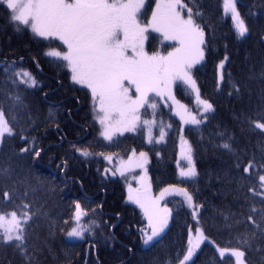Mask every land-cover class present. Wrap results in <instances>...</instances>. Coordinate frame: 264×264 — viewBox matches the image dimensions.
Instances as JSON below:
<instances>
[{"label":"trees","instance_id":"1","mask_svg":"<svg viewBox=\"0 0 264 264\" xmlns=\"http://www.w3.org/2000/svg\"><path fill=\"white\" fill-rule=\"evenodd\" d=\"M188 2L202 12L198 22L205 31V56L191 73L200 97L213 104L214 112L208 114L205 124L185 126L182 132L181 123L169 107L154 99L158 103L151 144L147 142L142 126L135 133L118 135L112 142L103 141L93 119L90 94L86 89L72 86L60 62L44 55L48 48L62 46L57 41L34 38L30 32H17L0 11V78H3V67L13 62L17 69L22 67L36 78V87L24 92V102L29 106L35 124L28 120L27 111L9 112L10 102L3 106L9 119L16 116V132L19 133L21 127L28 129L29 139L36 137V150L41 151L40 157H35L34 151L20 153V147L27 145L19 136L5 137L0 143V173L10 166L12 177L7 184L0 183V210L15 208L18 214L28 211L22 208L23 199L33 210L42 206L41 212H47V217L37 215L29 228V243L39 244L43 249L39 254L40 264H165L187 247L189 228L194 232L196 220L185 202H180L174 210L158 243L142 246L143 216L126 202L123 181L106 174L107 164L100 153L113 154L118 160L126 158L131 151L147 153L153 192L158 193L169 185L187 188L194 201L203 205L199 210L201 226L216 246L241 247L235 234L252 228L246 221L231 231L223 226L221 211L230 216L231 223V213L239 214L245 195L257 202L260 198L252 197L247 191V187L252 186L251 181H246L245 189L236 191L237 185L225 175L229 169H233L234 174L235 157L217 145L231 135L233 139L228 142L242 157V164L253 156L259 159L264 154V135L241 125L237 119L241 112L255 109L264 94V78L261 77L264 47L260 42L264 35V0H236L238 11L250 30L241 38L236 35L231 17L224 12L223 0ZM154 3L155 0L146 1L143 20L150 18ZM145 48L148 53L161 51L165 54L171 50V44L161 42L158 34L149 33ZM225 56L228 59L220 69L219 64ZM220 75L223 80L218 83ZM241 82L246 86L237 94L232 85L239 86ZM175 95L190 111L199 115L200 107L183 86L175 87ZM4 99L0 94V101ZM141 111L144 113L142 119H153L151 108ZM161 128L165 136L157 144ZM220 132L224 135L217 134ZM181 135L192 148L199 173L195 180L183 181L178 176L176 160ZM73 145L87 148L93 155L85 159ZM252 172L255 176L256 169ZM26 187L35 191L23 198L20 194ZM5 189H14L11 202L3 200ZM75 202L87 209L83 223L87 225L94 221L99 227L94 228L93 235L85 233L84 239L70 241L66 236L73 225ZM256 206L260 207L259 203ZM235 219L243 221L245 217L237 215ZM257 247L264 249V241H256L252 250H246L248 264H264V250L256 251ZM193 259L195 264H234L230 256L221 259L215 247L207 242L200 245ZM0 264L23 262L13 247L0 244Z\"/></svg>","mask_w":264,"mask_h":264},{"label":"snow or ice","instance_id":"2","mask_svg":"<svg viewBox=\"0 0 264 264\" xmlns=\"http://www.w3.org/2000/svg\"><path fill=\"white\" fill-rule=\"evenodd\" d=\"M223 7L225 14L231 15L237 37L249 34L250 30L238 11L236 0H223ZM0 11L4 12L17 32H30L34 38L41 41H58L62 45V48H48L44 55L60 62L72 86H79L81 90L87 89L91 97L93 119L99 125L98 136L103 141L112 142L118 135L135 133L142 126L147 130L146 140L151 144L154 139L152 129L156 126L155 109L158 103L154 102V97H159L170 111L179 115L182 124L198 127L208 122V114L214 112L213 104L200 98L199 89L191 75L193 66L205 56V31L198 22L202 12L188 0H155V7L151 9V16L147 20L142 19L146 11L145 0H0ZM149 33L158 34L161 42H172L171 50L166 54L146 52L145 42L149 39ZM260 42L264 47V35H261ZM227 59L225 56L220 62V69L224 68V61ZM261 77L264 78V72ZM222 80L223 75H220L218 83ZM178 84L190 87L196 93L197 101L202 106L199 116L189 113L177 99L174 88ZM36 85L37 80L32 73L22 67L17 69L15 62L3 67L0 94H3L5 99L0 101V143L4 142L5 137L19 136L27 145L20 147V153L34 151V156L40 157L41 151L35 147L36 137L29 139L28 129L23 127L17 133L16 116L13 115L9 119L3 106L10 102L9 112L27 111L28 120L34 125L30 108L24 102V92L28 88H35ZM245 86L242 82L239 86L232 85L237 94ZM146 108L153 110V119H142L144 113L141 110ZM237 119L241 125H247L250 130H258L259 134L264 135V94L255 109L241 112ZM181 131L183 132V128ZM217 134L224 135L223 132ZM164 136L165 132L161 128L156 143H160ZM232 139L229 135L224 143L217 145L235 157L234 174L233 169H229L225 175L230 177V182L237 185V192L245 189L246 181H251L252 186L247 187V191L252 197L260 199L258 202L253 201L245 195V202L240 205L239 214L231 213V223L228 214L223 211L219 213L225 222L223 226L230 231L245 221L252 225V228L235 234V239L241 247H215L221 259L231 256L235 258V264H248L246 250H252L256 241H264V154L259 159L253 156L242 164V157L228 142ZM181 141L182 145L187 146L182 149L187 167H180L179 176L183 181L195 180L199 173L194 163L192 148L183 140V136ZM73 148L85 159L93 155L87 148L76 145H73ZM100 155L112 163V155ZM139 157L140 159H137L133 151L126 162H120V166L112 175L119 172L124 176L125 171L132 168H143L147 163V153L140 152ZM253 169H256L255 176ZM107 171L105 168V172ZM11 179L9 166L0 173V183L7 184ZM138 183L140 187L135 189L129 186L128 201L140 209L147 222L146 226L140 229L142 243L146 247L154 242L158 243V238L168 226L171 211L167 207L161 208L160 201L169 194H182L185 203L192 209L196 226L194 234L192 228H189L187 247L165 264H195L193 257L200 245L205 241L212 243L201 226L199 210L203 205L197 204L185 187L169 185L161 189L158 197H153L146 175L141 176ZM13 191L5 189L2 192L3 200L11 202ZM30 191L34 192L35 189L26 187L20 195L27 198ZM235 199L238 200L239 197ZM257 203L260 207L256 206ZM21 205L28 211L18 214L15 208L11 211L0 210V244L13 247L22 257L23 264H40L39 254L43 249L39 244L29 243V228L30 222L37 215L47 217V212H41L42 206L33 210L32 205L23 199ZM87 215V209L83 208L80 202H75L73 226L67 231L69 238L82 240L85 233L94 234V228L99 225L94 221L85 225L83 217ZM237 215L244 216L245 220L235 219ZM255 250L264 249L257 247Z\"/></svg>","mask_w":264,"mask_h":264},{"label":"rangeland","instance_id":"3","mask_svg":"<svg viewBox=\"0 0 264 264\" xmlns=\"http://www.w3.org/2000/svg\"><path fill=\"white\" fill-rule=\"evenodd\" d=\"M146 1H147V0H145V3H146ZM154 7H155V3H154L153 8H154ZM228 15L231 17L230 14H228ZM150 16H151V15H150ZM57 42H58V41H57ZM58 43H59V42H58ZM163 43H170V44L172 45V42H170V41H164ZM61 46H62V45H61ZM145 47H146V42H145ZM203 48H204V46H203ZM145 51H146V48H145ZM158 52H161V51H158ZM161 53H162V52H161ZM149 54H151V53H149ZM162 54H164V53H162ZM165 54H166V53H165ZM202 61H203V60H201L198 64H195V65L193 66V68L196 67V66H198L199 64H201ZM193 68H192V69H193ZM192 69H191V71H192ZM191 75H192V73H191ZM192 79H193V77H192ZM193 80H194V79H193ZM178 85L183 86V87L188 91V93L193 97L195 104H197V105L200 107V113H199V115H200L201 112H202V106H201V104L197 101L196 93H195L190 87H187V86H185V85H183V84H178ZM196 87H197V85H196ZM86 90H87V89H86ZM174 93H175V88H174ZM200 98H201V97H200ZM153 99H157V100L161 101V103L165 106L164 101H163V100H160L159 97H154ZM201 99H202V98H201ZM180 103L183 104L182 102H180ZM169 105H171V101H169ZM183 105H184V104H183ZM184 106H185V105H184ZM185 108L188 110L189 113H191V114H193V115H197V116H199L198 114H195L194 112L190 111L186 106H185ZM181 111H183V110H181ZM171 113H172V115H173V116H174V117H175V118L181 123V118H180V116L174 114L172 111H171ZM188 125H192V124H182V123H181L182 128H184L185 126H188ZM98 127H99V125H98ZM128 133H132V132H128ZM125 134H127V133H125ZM146 135H147V130H146ZM181 137H182V135L180 136L179 143H178L177 160H176V166H177L178 176H179V169H180V167H185V168L187 167V161H186V160L183 158V156H182V149L185 148V147H187V146H186V145H182ZM183 140L187 141L184 137H183ZM187 142H188V141H187ZM188 145H189V143H188ZM132 152H133V151H131V152L128 154V156H127L126 158L122 159V160H118L117 157H115L113 154H106V155H112V156H113V161H112V163H109L108 161H106V160L103 158L102 155H101V157L103 158V160H104V161L106 162V164H107V169H108V171L106 172V174H107L110 178H120V179L123 181V183H124V187H125V192H126V202L136 207V205H134V204H132V203H130V202L128 201V188H129V186H131V187L134 188V189L137 188V187H140V184L138 183L139 178H140L141 176H145V175H146V181H147V183L150 184V179H149V175H148V157H147V163L144 164L143 168H140V167L132 168L131 170L125 171L124 176H121V175L119 174V172H117L116 175H112V172L115 171L116 168L120 166V162H121V161L126 162V161L128 160V158H129V156L132 155ZM135 153H136V158H137V159H140V157H139V153H140V152H136V151H135ZM179 177H180V176H179ZM150 185H151V184H150ZM160 192H161V191H160ZM160 192L155 193V192H153V190H152V188H151V195H152L153 197H158V196L160 195ZM180 202H185V201H184V197H183V195H182V194H179V193H173V194L166 195V196L164 197V199H162V200L160 201V206H161V208H163V207H167V208L171 211V216H172L174 210H175L176 208L179 207ZM136 208L140 211V209H139L138 207H136ZM141 214H142V213H141ZM142 216H143V215H142ZM171 216L169 217L168 226H169V224H170ZM83 218H84V217H83ZM143 219H144V217H143ZM72 221H73V219H72ZM144 221H145V226H146V223H147V222H146L145 219H144ZM88 223H89V222H88ZM88 223H87V224H88ZM72 226H73V225H72ZM168 226L165 228L164 232L161 233V236L165 233V231H166V229L168 228ZM193 234H194V232H193ZM161 236H160V237H161ZM66 237H67V239L70 240V241H77V240H79V239H76V238H69L68 236H66ZM160 237H159V238H160ZM205 242L209 243L208 241H205ZM141 243H142V241H141ZM210 244H212L214 247L216 246V245H214L213 243H210ZM142 246H143V247H146L143 243H142ZM147 247H148V246H147ZM215 249H216V247H215ZM197 250H198V249H197ZM230 257H231V256H230ZM231 258L233 259L234 264H235V258H234V257H231Z\"/></svg>","mask_w":264,"mask_h":264}]
</instances>
